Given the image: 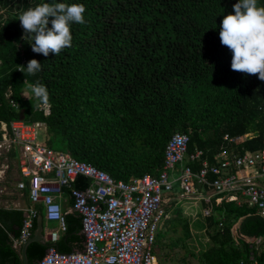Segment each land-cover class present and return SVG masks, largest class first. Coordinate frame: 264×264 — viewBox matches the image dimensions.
<instances>
[{
    "label": "trees",
    "instance_id": "trees-1",
    "mask_svg": "<svg viewBox=\"0 0 264 264\" xmlns=\"http://www.w3.org/2000/svg\"><path fill=\"white\" fill-rule=\"evenodd\" d=\"M43 2L50 0H0L2 119L18 118L12 101L25 110L26 122L46 125L48 147L122 182L158 177L165 145L175 133L188 135L187 154L201 151L208 165H215L222 151L241 156L262 148L264 81L231 70V53L218 35L236 0H57L83 4L85 23L71 25V47L47 57L31 50L18 20ZM258 4L264 6V0ZM31 59L42 65L35 75L19 67ZM36 83L49 92L47 116L36 111L33 96H23ZM247 134L253 137L238 144L223 140ZM201 161L187 166L197 173ZM88 184L80 176L73 186ZM211 207L210 246L198 263L240 264L248 253L247 237L263 235L264 220L235 202L212 200ZM23 220V211L0 207V264H22L21 246L14 241ZM65 222L54 247L70 254L82 240L80 218L65 216ZM47 248L28 245V264L43 258ZM258 264H264L263 255Z\"/></svg>",
    "mask_w": 264,
    "mask_h": 264
},
{
    "label": "built area",
    "instance_id": "built-area-1",
    "mask_svg": "<svg viewBox=\"0 0 264 264\" xmlns=\"http://www.w3.org/2000/svg\"><path fill=\"white\" fill-rule=\"evenodd\" d=\"M30 95V88L23 91L25 98ZM5 97L8 99L9 93ZM10 105L19 114L16 104L10 101ZM49 108L41 105L36 111L47 116ZM41 131L45 134L43 142L38 141ZM223 140L238 144L243 139L224 135ZM47 141L43 122H26L25 118L6 121L0 117V204L15 193L24 192L29 203L14 246L20 247L32 237L33 222L40 216L39 207L45 220L57 225L47 231L46 254L34 264H156V237L167 220L162 199L172 192L174 183L179 184L182 198L203 199L208 205L202 211L204 218L211 216L212 197L215 202L228 195L229 201L245 205L264 220V188L255 182V178H264V136L260 150L241 156L222 151L215 158L216 164L208 165L207 161H201V151L187 154L188 135L175 133L165 145L158 177L144 175L127 182L114 181L92 165L48 147ZM196 161H201L202 167L194 173L187 163ZM177 168L179 173L173 177ZM243 170L252 173L243 176L235 173ZM208 175L215 179L209 182ZM80 176L87 178L89 184L77 189L73 184ZM199 188H207L209 193L202 196ZM63 189L68 190L71 209L80 218L83 237L82 250L70 254L60 253L54 247L66 230L65 215L58 201ZM246 243L248 253L240 264H258V258L264 256V234L247 237Z\"/></svg>",
    "mask_w": 264,
    "mask_h": 264
},
{
    "label": "clouds",
    "instance_id": "clouds-1",
    "mask_svg": "<svg viewBox=\"0 0 264 264\" xmlns=\"http://www.w3.org/2000/svg\"><path fill=\"white\" fill-rule=\"evenodd\" d=\"M85 7L81 3L43 2L23 11L18 20L34 53L56 56L72 46L71 25L83 24ZM49 24L51 25L49 27ZM219 40L231 53L230 69L244 74H257L264 81V6L258 0H236L232 12L220 21ZM29 75L41 71L36 59L19 66ZM20 71V70H19ZM37 106L49 104V92L43 84L29 85Z\"/></svg>",
    "mask_w": 264,
    "mask_h": 264
},
{
    "label": "crops",
    "instance_id": "crops-1",
    "mask_svg": "<svg viewBox=\"0 0 264 264\" xmlns=\"http://www.w3.org/2000/svg\"><path fill=\"white\" fill-rule=\"evenodd\" d=\"M252 137L253 134H247L243 136L242 139L247 140ZM178 171L179 170L177 168V170L173 173V177L178 175ZM232 171V173H234V170ZM235 173H237L239 176H243L246 174H251L252 170L235 171ZM14 179L18 180V176L15 175ZM255 182L264 188V178H255ZM199 191L202 193V196H205V194L209 193L207 190H204V188H199ZM180 194L181 190L179 188V184L174 183L172 192L169 194H164L162 199V206L167 214V220L164 222V226L158 232L157 239H159L155 242L154 251L158 249L160 252H165V256H168L170 253H181L187 251V249H191L195 243L197 244L196 241L198 238L203 241L205 239L202 238L205 237L207 240L206 242L208 243L209 241L206 231L207 218L202 216V211L208 207V205L203 202V199L200 200L199 196L193 200H187L186 198H182ZM219 199H221V201H215V205L220 204L223 200L226 202H235L229 201L228 195H223V197ZM211 200H214V198L212 197ZM58 201L65 216H74L75 213L71 209V199L67 189H63V193L61 197H59ZM235 203L237 204V202ZM0 207L21 210L25 216L27 210L29 209L26 192L15 193L13 196L6 198L5 201L1 202ZM38 211L42 217L43 235L46 240L47 231L50 229H56L57 225L54 222H48L45 220L40 207L38 208ZM78 236L82 237L81 228ZM72 248L73 252H80L83 248V237L81 242L74 243ZM191 257H193V255H191ZM158 260L160 261L155 252L156 264H159ZM177 260L180 263L187 264V258L184 255ZM160 264H162L161 261Z\"/></svg>",
    "mask_w": 264,
    "mask_h": 264
},
{
    "label": "rangeland",
    "instance_id": "rangeland-1",
    "mask_svg": "<svg viewBox=\"0 0 264 264\" xmlns=\"http://www.w3.org/2000/svg\"><path fill=\"white\" fill-rule=\"evenodd\" d=\"M45 140V134L44 132H40L38 135V141L43 142ZM202 239L205 240H200L199 238L197 239V244L195 243L191 249H187L185 252L181 253H170L168 256H165V252H160V250L156 249V255L158 259L162 262V264H183L180 263L177 259L183 257V255L187 258V264H199L197 258L202 254L204 250H207L210 246V242H206V238L203 237ZM207 243V245H206ZM205 245V246H204ZM203 250V251H202ZM193 255V257H191ZM160 261L158 260V263L160 264Z\"/></svg>",
    "mask_w": 264,
    "mask_h": 264
},
{
    "label": "water",
    "instance_id": "water-1",
    "mask_svg": "<svg viewBox=\"0 0 264 264\" xmlns=\"http://www.w3.org/2000/svg\"><path fill=\"white\" fill-rule=\"evenodd\" d=\"M24 109H20L19 114H18V119L19 120H24ZM31 243H37L41 246L47 247L48 244L46 243V240L43 235V227H42V217L38 216L36 219V228L33 232V236L29 239H27L21 246L20 248V253H21V262L22 264H28V259L26 257V248L28 245Z\"/></svg>",
    "mask_w": 264,
    "mask_h": 264
}]
</instances>
